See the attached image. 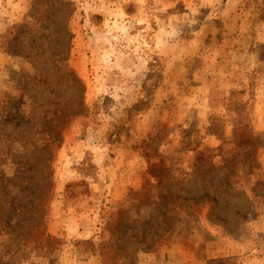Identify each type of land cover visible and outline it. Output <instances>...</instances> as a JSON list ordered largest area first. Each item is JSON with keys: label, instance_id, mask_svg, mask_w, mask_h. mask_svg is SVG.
I'll list each match as a JSON object with an SVG mask.
<instances>
[{"label": "rangeland", "instance_id": "obj_1", "mask_svg": "<svg viewBox=\"0 0 264 264\" xmlns=\"http://www.w3.org/2000/svg\"><path fill=\"white\" fill-rule=\"evenodd\" d=\"M0 264H264V0H0Z\"/></svg>", "mask_w": 264, "mask_h": 264}]
</instances>
